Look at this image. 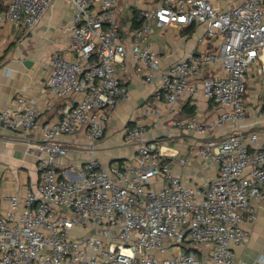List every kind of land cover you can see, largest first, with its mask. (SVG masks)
Here are the masks:
<instances>
[{"label": "built area", "instance_id": "obj_1", "mask_svg": "<svg viewBox=\"0 0 264 264\" xmlns=\"http://www.w3.org/2000/svg\"><path fill=\"white\" fill-rule=\"evenodd\" d=\"M3 1L9 20L26 33L53 3ZM69 1L75 7L70 40L77 57L50 56L47 88L57 97H76V103L45 126H39L41 109L33 101L19 97L15 107L0 108L1 126L39 128L41 138L28 143L44 152L36 187L2 199L8 206L0 208V264H236L234 247L248 239L243 213L254 219L264 196V141L256 132L206 135L230 123L240 128L247 118V72L254 67L264 77V0H151L152 7L141 10L144 23L138 29L121 26L119 0ZM193 23L203 29L198 42L211 41L213 48L202 52L193 46L164 66L157 48L145 41L150 28ZM127 57L145 82L156 84L155 93L170 110L199 94L219 106L210 121L195 113L172 122L203 138L195 143L196 153L218 165L215 176L186 184L172 168L170 158L178 152L148 139L145 124L127 133L128 141L138 143L134 164H101L96 152L107 122L129 97L119 70ZM217 65L223 75L212 73ZM144 114L152 128L163 125L159 107L148 106ZM80 132L86 135L83 145L61 140ZM74 152L88 155L85 164L60 170L59 159ZM192 156L184 154L180 164ZM184 242L199 248H185Z\"/></svg>", "mask_w": 264, "mask_h": 264}, {"label": "crops", "instance_id": "obj_2", "mask_svg": "<svg viewBox=\"0 0 264 264\" xmlns=\"http://www.w3.org/2000/svg\"><path fill=\"white\" fill-rule=\"evenodd\" d=\"M152 7L151 0H119L117 13L123 28H128L134 16L141 10ZM8 6L0 0V108L6 105L15 107L19 97L35 102L41 109L39 126L54 123L61 117L62 110L69 104L76 103V97H57L47 88L50 76V56L59 54L68 59H76V51L71 45V21L75 7L69 0H53L52 5L43 14L39 24L29 32H24L7 17ZM165 30V31H164ZM169 31V32H168ZM203 29L191 25L167 26L161 29L151 27L145 41L153 44L163 58L164 66L184 57L193 47L206 52L213 48L211 41L200 43L198 38ZM122 71L129 97L122 99L107 122L105 135L99 142L96 156L101 164L110 167L115 163H135L138 143L127 140L131 127L145 124L148 139L157 138L160 143L173 147L178 154L170 158L172 168L180 172L188 185L198 184L218 173V165L203 159L196 153L197 144H202V137L195 131L173 127L172 122L185 120L198 113L204 122L218 116L219 106L212 98L203 94L180 99L177 107L170 110L168 102L155 93L156 84L144 81L142 72L127 57ZM214 69V70H213ZM212 73L223 75L220 65L213 67ZM204 74L199 73L200 80ZM194 78V77H193ZM264 77L250 67L246 78L244 100L247 106V118L238 128L233 123L210 132L207 138L228 133H241L246 137L256 132L260 142L264 141V116L261 115ZM148 106H157L163 113V125L152 128L144 111ZM193 107L194 113L187 109ZM41 138L39 128L26 130L23 126L10 129L0 125V208H6L3 197L12 193H25L36 187L40 178L38 170L39 156L44 155L38 147L29 144ZM68 146L83 145L85 132L66 134L61 137ZM195 143L196 146H195ZM186 153L193 156L187 165H181L179 158ZM88 155L74 152L59 159V169L70 166L75 170L85 164ZM255 218L249 212L243 213V227L248 232L244 245L234 247L235 263L264 264V196L256 204Z\"/></svg>", "mask_w": 264, "mask_h": 264}, {"label": "trees", "instance_id": "obj_3", "mask_svg": "<svg viewBox=\"0 0 264 264\" xmlns=\"http://www.w3.org/2000/svg\"><path fill=\"white\" fill-rule=\"evenodd\" d=\"M134 21H135V24L133 26L135 29H138V28L142 27V25L144 23V18L142 16L140 17V14L138 13L137 15L135 14ZM193 109H194L193 107H190L187 109V111L194 113Z\"/></svg>", "mask_w": 264, "mask_h": 264}, {"label": "rangeland", "instance_id": "obj_4", "mask_svg": "<svg viewBox=\"0 0 264 264\" xmlns=\"http://www.w3.org/2000/svg\"><path fill=\"white\" fill-rule=\"evenodd\" d=\"M165 31V30H164ZM169 32V31H168ZM183 247H185V248H189V247H192V248H196V247H198L199 248V245L197 244V243H195V242H191V243H186V242H184V243H182L181 244Z\"/></svg>", "mask_w": 264, "mask_h": 264}]
</instances>
